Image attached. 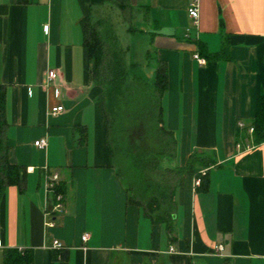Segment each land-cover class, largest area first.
<instances>
[{
  "label": "crops",
  "instance_id": "1",
  "mask_svg": "<svg viewBox=\"0 0 264 264\" xmlns=\"http://www.w3.org/2000/svg\"><path fill=\"white\" fill-rule=\"evenodd\" d=\"M129 1L145 14L141 54L155 58L154 77L159 60L167 65L162 122L177 139L169 159L183 165L194 150L214 158L207 187L184 176L169 228L129 201L80 24L104 22L115 0H0L7 156L26 170L23 189L0 182V264L10 248L32 251L34 264H264V141L238 133L239 122L251 126L264 90V0H198L197 23L192 0ZM196 39L212 53L228 43L230 58L207 59ZM50 69L60 73L55 81ZM41 138L46 147L35 145ZM55 172L62 214L47 212L55 199L46 178ZM54 239L65 247L53 249Z\"/></svg>",
  "mask_w": 264,
  "mask_h": 264
},
{
  "label": "trees",
  "instance_id": "2",
  "mask_svg": "<svg viewBox=\"0 0 264 264\" xmlns=\"http://www.w3.org/2000/svg\"><path fill=\"white\" fill-rule=\"evenodd\" d=\"M124 0H119L121 7L126 6ZM83 29L84 44L88 48L90 61V77L101 87L99 101L103 108V113L107 122V142L110 150L111 164H115L119 176L122 179L131 203L140 205L145 214L153 221L165 223L171 227L175 217L174 193L180 186L183 178L187 174L201 177L198 190L207 187L205 178L212 165L216 161L205 152L192 151L187 161L183 165L175 167L160 168V174L154 175L149 171V162L146 160L145 148L146 134L136 139L131 146H125L122 151L114 146L112 137L113 127L121 114L132 112L138 118L137 108L129 107L134 104L135 98L131 95L129 84V69L123 63V52L117 41V36L112 29H102V20H92L89 16L80 20ZM198 46L199 54L207 59L221 60L224 57L230 58L228 53V43H224L218 52H209L205 44L200 40L194 41ZM199 55V56H200ZM132 63V67H135ZM155 90L158 93L157 124L158 132L153 135L162 143L163 153L169 158H173L177 153V139L174 133L163 126L162 106L160 96L168 88V71L165 61L159 60L154 77ZM6 117H5V88L0 84V182L1 189L5 185L16 184L23 189L26 180V170L20 165H13L8 160V141L6 137ZM253 126L252 140L258 144L264 141V90L257 98L256 115L251 124ZM247 128H240V135L247 134ZM116 142H118L116 140ZM146 142V143H144ZM120 145V141H119ZM143 148V149H142ZM130 159L131 173L122 172L119 159ZM157 160V159H156ZM159 164V161H158ZM149 165V166H148ZM154 167V166H152ZM204 171V172H203ZM126 179L129 180L127 185ZM3 264H34L33 252L25 249L10 248L4 253Z\"/></svg>",
  "mask_w": 264,
  "mask_h": 264
},
{
  "label": "rangeland",
  "instance_id": "3",
  "mask_svg": "<svg viewBox=\"0 0 264 264\" xmlns=\"http://www.w3.org/2000/svg\"><path fill=\"white\" fill-rule=\"evenodd\" d=\"M126 2V6L121 7L119 0H115L112 7L106 8L102 16L104 19L102 29H112L117 36L118 44L125 50L122 57L124 65L129 69V84L134 93L131 96L135 98L134 104H130L129 107L137 108L139 117L137 118L132 112L121 114L120 118L115 121L112 139L114 146L122 151L125 146L133 145L136 139L150 134L144 146L146 160L150 164L148 165L150 173L158 176L160 168L175 167L176 163L163 153L161 141L153 136L158 132L156 119L159 97L154 86L155 58L151 55L147 59L146 54H141L145 51V47L139 37H141L140 33L144 32H140L139 29L144 30L148 26L147 22L143 21L145 14L141 13V6L130 3L129 0ZM134 34L135 36H132ZM131 57L136 64L135 67L131 65ZM118 161L124 169L122 172L131 173L130 159L121 158ZM119 169L121 170V167ZM126 183L129 184L128 179Z\"/></svg>",
  "mask_w": 264,
  "mask_h": 264
},
{
  "label": "built area",
  "instance_id": "4",
  "mask_svg": "<svg viewBox=\"0 0 264 264\" xmlns=\"http://www.w3.org/2000/svg\"><path fill=\"white\" fill-rule=\"evenodd\" d=\"M188 13L189 15L195 20L197 23V19L199 17V6H198V0H192L189 7H188ZM188 35V34H187ZM195 57L198 59L200 63H205L206 60L203 57H200L198 54H195ZM60 77V73L56 69H50L48 71V80L49 81H55L57 78ZM56 94H59L58 88H56ZM63 110L62 105L55 106L51 109V113H58ZM240 128H244L245 125L241 122L238 123ZM253 126H249L247 128V131L252 134L253 132ZM35 145L43 148L46 147L47 145V139L46 138H41L35 141ZM240 147V145H238ZM204 172V171H203ZM195 186H199L201 183V177L197 176L195 177ZM46 189L49 193L53 194L55 202L52 206L49 207L47 212L49 214L51 213H56V214H62L64 213L65 207H64V195L63 193L59 190L60 186V178L58 173H53L52 175H48L46 178ZM46 226H53L54 222L53 221H46L45 222ZM90 237V234L88 232L83 233L82 235V240L83 242H86ZM3 245L2 239L0 237V247ZM65 247L64 243L60 241L59 239H54L53 241V249H59ZM219 249H222V245H219Z\"/></svg>",
  "mask_w": 264,
  "mask_h": 264
}]
</instances>
